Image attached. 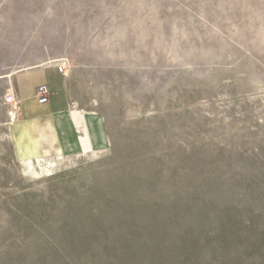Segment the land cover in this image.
Masks as SVG:
<instances>
[{
	"label": "rangeland",
	"instance_id": "obj_1",
	"mask_svg": "<svg viewBox=\"0 0 264 264\" xmlns=\"http://www.w3.org/2000/svg\"><path fill=\"white\" fill-rule=\"evenodd\" d=\"M56 58L107 145L31 180L9 80ZM0 78V264H264V0H0Z\"/></svg>",
	"mask_w": 264,
	"mask_h": 264
},
{
	"label": "crops",
	"instance_id": "obj_2",
	"mask_svg": "<svg viewBox=\"0 0 264 264\" xmlns=\"http://www.w3.org/2000/svg\"><path fill=\"white\" fill-rule=\"evenodd\" d=\"M39 84L48 87L47 103L37 102ZM9 87L16 101L15 117L7 126L14 159L81 156L106 147L97 114L72 104L67 74L56 65L45 62L18 69L12 74Z\"/></svg>",
	"mask_w": 264,
	"mask_h": 264
},
{
	"label": "bare ground",
	"instance_id": "obj_3",
	"mask_svg": "<svg viewBox=\"0 0 264 264\" xmlns=\"http://www.w3.org/2000/svg\"><path fill=\"white\" fill-rule=\"evenodd\" d=\"M58 59V58H56ZM49 62V61H48ZM46 62V63H48ZM10 81V80H9ZM10 84V82H9ZM10 91V92H9ZM8 91V96L12 97L11 100H14L15 101V98L12 94V91L9 89ZM14 111L12 110V112L10 113V116L12 118H14ZM34 161H36L37 163V169L35 166H34ZM21 163V172L22 174L26 175L29 179L31 180H38L40 179V175L41 173L45 170L46 168V164H45V160L44 158L42 159H34V160H23V161H19ZM23 177V176H22ZM27 178V179H28ZM34 182V181H33Z\"/></svg>",
	"mask_w": 264,
	"mask_h": 264
},
{
	"label": "built area",
	"instance_id": "obj_4",
	"mask_svg": "<svg viewBox=\"0 0 264 264\" xmlns=\"http://www.w3.org/2000/svg\"><path fill=\"white\" fill-rule=\"evenodd\" d=\"M49 63L56 65L60 72L67 74L68 60L66 58L54 59ZM35 97L39 104H44L48 102V87L46 84H39L36 87Z\"/></svg>",
	"mask_w": 264,
	"mask_h": 264
}]
</instances>
